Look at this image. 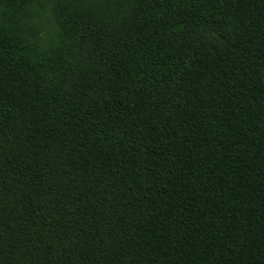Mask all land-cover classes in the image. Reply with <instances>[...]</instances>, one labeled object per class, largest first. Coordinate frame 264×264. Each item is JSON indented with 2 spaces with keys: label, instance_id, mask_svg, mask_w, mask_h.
<instances>
[{
  "label": "trees",
  "instance_id": "16d2710c",
  "mask_svg": "<svg viewBox=\"0 0 264 264\" xmlns=\"http://www.w3.org/2000/svg\"><path fill=\"white\" fill-rule=\"evenodd\" d=\"M36 1L0 0V264H264V0H112L33 61Z\"/></svg>",
  "mask_w": 264,
  "mask_h": 264
},
{
  "label": "rangeland",
  "instance_id": "374dc122",
  "mask_svg": "<svg viewBox=\"0 0 264 264\" xmlns=\"http://www.w3.org/2000/svg\"><path fill=\"white\" fill-rule=\"evenodd\" d=\"M112 9V0H37L32 14L20 25L16 22L19 42L30 60H39L60 45L64 26L71 18L96 10L115 19Z\"/></svg>",
  "mask_w": 264,
  "mask_h": 264
}]
</instances>
